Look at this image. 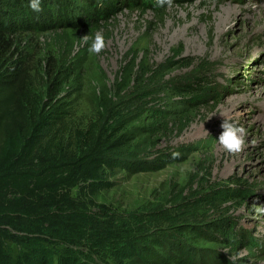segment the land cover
<instances>
[{"label":"rangeland","instance_id":"obj_1","mask_svg":"<svg viewBox=\"0 0 264 264\" xmlns=\"http://www.w3.org/2000/svg\"><path fill=\"white\" fill-rule=\"evenodd\" d=\"M51 29L12 40L35 87L44 90L53 76L64 82L69 147L97 119L100 97L112 101L117 121L153 115L152 146L141 155L153 170L111 173L112 188L94 200L120 213L179 201L186 223L209 235L192 239L203 260L210 258L203 264H264V0H174L158 9L118 2L94 28ZM97 31L106 46L89 54L81 38ZM196 79L204 80L202 93L175 95L177 84ZM199 99L206 102L191 105ZM224 119L245 129L238 153L217 141ZM242 191L240 199H213ZM226 222L256 248L228 246Z\"/></svg>","mask_w":264,"mask_h":264},{"label":"trees","instance_id":"obj_2","mask_svg":"<svg viewBox=\"0 0 264 264\" xmlns=\"http://www.w3.org/2000/svg\"><path fill=\"white\" fill-rule=\"evenodd\" d=\"M76 1L42 0V11L36 13L27 0H0V264L210 262L192 244V239L209 236L207 231L186 223L187 215L174 205L179 201L120 213L94 200L112 188L111 173L153 170L151 162L141 159L152 146V113L117 121L112 101L100 97L97 119L69 147L63 131L68 103L60 96L64 82L53 76L41 90L28 79L12 40L15 34L94 28L118 2L158 9L154 0H81L84 8ZM202 83L177 84L175 95L200 94ZM199 101L206 99L191 105ZM244 196L245 191L229 192L213 199L229 202ZM235 231L231 222L223 226L228 246L256 248L249 235Z\"/></svg>","mask_w":264,"mask_h":264},{"label":"clouds","instance_id":"obj_3","mask_svg":"<svg viewBox=\"0 0 264 264\" xmlns=\"http://www.w3.org/2000/svg\"><path fill=\"white\" fill-rule=\"evenodd\" d=\"M173 3L174 0H154V6L158 8L171 7ZM27 6L33 12L39 13L42 11V0H27ZM81 39L88 44L89 54L98 55L106 46L105 36L102 31H97L94 38L85 35ZM89 41L91 42L89 43ZM221 128L222 132L217 139L218 143L230 153L240 152L245 144V129L238 123L228 119L223 120Z\"/></svg>","mask_w":264,"mask_h":264}]
</instances>
